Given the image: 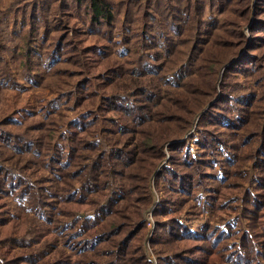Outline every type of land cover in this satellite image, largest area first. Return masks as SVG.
I'll return each mask as SVG.
<instances>
[{
	"label": "trees",
	"instance_id": "16d2710c",
	"mask_svg": "<svg viewBox=\"0 0 264 264\" xmlns=\"http://www.w3.org/2000/svg\"><path fill=\"white\" fill-rule=\"evenodd\" d=\"M3 93L0 264H264V0L0 9Z\"/></svg>",
	"mask_w": 264,
	"mask_h": 264
},
{
	"label": "rangeland",
	"instance_id": "374dc122",
	"mask_svg": "<svg viewBox=\"0 0 264 264\" xmlns=\"http://www.w3.org/2000/svg\"><path fill=\"white\" fill-rule=\"evenodd\" d=\"M28 1V0H0V9L7 12L9 10L15 9L19 3L22 4L23 2ZM222 9H226V6H222ZM221 9V10H222ZM219 15L221 14L219 11H216ZM253 12H254V8H252V18H253ZM249 30V25L246 27V31ZM8 63L10 65V67H13V70L15 72H17V77L19 79H21L22 75H21V69L19 67H17L16 63H14V61L12 59H8ZM47 79H49L50 81H53L55 79L54 74H47ZM28 87H31L32 89H36L31 83L27 82ZM26 97H24L25 99ZM14 101V98L12 99ZM20 100H23V98L20 97ZM8 107V103H6V95L3 93L0 94V119L1 117L5 114L6 112V108ZM191 147V150L193 152L197 151L196 145L194 144L193 140H191L188 144ZM187 147V146H186ZM242 168L246 169L249 173L255 172L257 173L258 169L260 168V165H257V161L253 160V159H246L245 161H243L242 163ZM253 168L255 170H253ZM214 173H219L218 168H214L213 169ZM233 176V174L227 175L226 177L229 178V180H232L233 178H231ZM220 180V178H218ZM238 182L240 184V190L239 192H244L246 187L251 186L249 184V181L244 180L243 177H238ZM164 183V182H162ZM214 183H217V181ZM253 185H257L258 181H255L253 183H251ZM209 190V188H202L201 191H207ZM230 194H233V192H230ZM180 202V200L178 201V203ZM193 204L194 201L192 199L189 200V202L186 204L185 209L182 211L181 216V220L184 219V213H187L186 211H192L193 209ZM198 216H193L191 219L187 220L188 224L190 226L193 227V229H198L201 225H203L204 223H209V224H213V223H217V224H221L223 226H225L226 223H228V228L225 227V230L227 229L226 232L230 231L231 225L232 227L239 228L240 227V223H233V216L230 215L229 213H221V212H217L215 209V206L210 202L207 201L206 205L204 206L203 210H198ZM179 216V217H180ZM155 212L153 211V208H151L150 211H148L147 214V228H148V234L147 237L145 238V252L147 253V255L153 259V264H158V261L156 260V253L155 250L156 248H158L159 246H153L152 242L150 241L152 235L154 234V230H155ZM186 219V217H185ZM234 238L228 239V242H232L234 241ZM232 259V258H229ZM226 264H235L231 261H227Z\"/></svg>",
	"mask_w": 264,
	"mask_h": 264
}]
</instances>
